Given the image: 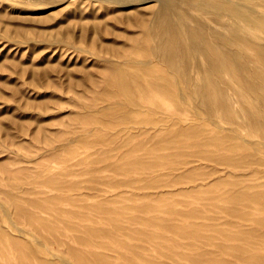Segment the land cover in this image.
Segmentation results:
<instances>
[{
    "label": "rangeland",
    "instance_id": "rangeland-1",
    "mask_svg": "<svg viewBox=\"0 0 264 264\" xmlns=\"http://www.w3.org/2000/svg\"><path fill=\"white\" fill-rule=\"evenodd\" d=\"M156 6L0 0V264H264L252 98L234 82L228 114L221 95L166 97L183 84H148L171 70L152 53ZM247 7L221 8L219 22L184 16L196 36L264 58V1ZM120 73L143 79L123 90ZM222 134V146L204 144ZM247 151L263 164L220 160Z\"/></svg>",
    "mask_w": 264,
    "mask_h": 264
},
{
    "label": "bare ground",
    "instance_id": "bare-ground-1",
    "mask_svg": "<svg viewBox=\"0 0 264 264\" xmlns=\"http://www.w3.org/2000/svg\"><path fill=\"white\" fill-rule=\"evenodd\" d=\"M96 1L110 3L112 5L113 4L119 5L123 8L127 6L140 4L145 0H96ZM154 1L157 2V6L153 11L154 19L152 21L153 22L152 29L154 35L156 36V43L154 45L152 53H156L157 54L156 57H158L163 63H165L166 65L165 67H169L171 70H169L167 76L163 77V76L154 75L153 77L149 78L148 84L170 85V83L168 82L176 83L177 81H180V83L183 84L182 86L183 89L178 87L179 89L177 91H173L172 89L169 91H164L165 93H162V95H165L166 97H171L172 95L180 94V92L185 91L188 96L195 97L196 100L203 102L205 97L208 95H212V94L221 95L222 96L221 107H220L221 110L225 113L232 114L230 110V105L227 103L226 100L229 98V95L226 92H228V90H232V91L234 90V86H236L234 82L242 81V83H244L245 85L244 86L245 94L250 95V97L252 98L251 102L253 104L251 105L252 109L248 107L249 111L247 113V116H245L244 125L255 130L256 128H261L260 131L262 133L261 136L262 139L259 140L258 142H253L252 144L254 146L253 147L254 149H259L260 147L264 146V71L263 70L256 71L252 69V66H255L253 64H256V66L264 65L263 56H261L262 58L256 57L254 59H245L242 56H240L235 49L230 47L228 45L229 41L225 39L223 40L220 37L215 38L212 35L210 36L209 40H207L208 38L205 37L206 35L203 36V34H201L196 36L195 27H193L192 25H188V23H186L187 17L184 16L187 14L189 16H191L192 14L193 15L196 14L201 18L205 19L209 17L219 22L220 18H214L212 15L215 13L220 14L221 8L224 9L226 8L227 11L234 17H240V16L248 17L250 13V8L247 6L250 0H154ZM244 6L247 8H243ZM138 17L140 18L141 16ZM146 60L147 59H145V62ZM254 77L257 79L259 78L260 80L255 82L253 81ZM140 78L143 79V77H138V75H131V77L128 78L124 74L120 73L118 80L120 81L121 89L125 90L131 85L132 82H137ZM221 85H223V87H221ZM245 94L242 93L241 96L243 97V95ZM256 94H258L259 97L256 98L255 96ZM242 109L243 108H241V110ZM209 119L212 124H214L215 126H219L218 123L220 122H218L219 121L218 119H214L211 117H209ZM225 137H226L225 134L215 135V136L212 135L211 137L207 136L205 139L203 138V141L204 144H214V145L222 146ZM244 140L246 139L244 138ZM230 147H232V145L230 144L225 145L224 149ZM247 152L248 153H242L241 155H239V157L236 158L221 157L220 160L225 163L235 165L237 167L238 166L249 167L253 163L263 164L262 158L259 159L254 158L255 154L253 152H249V151ZM196 155L201 158H209L207 155L202 153H197ZM190 161L191 160L189 159L182 160V162L177 163L178 166L171 167L169 168V170L178 169L181 165H186ZM153 162L155 161L152 160V163ZM163 174H165V172ZM263 198L264 197H262L261 195L256 194L253 196V198H250V200L264 207Z\"/></svg>",
    "mask_w": 264,
    "mask_h": 264
}]
</instances>
